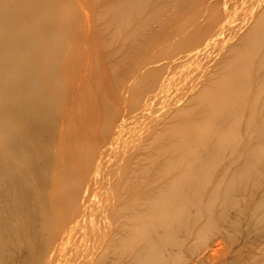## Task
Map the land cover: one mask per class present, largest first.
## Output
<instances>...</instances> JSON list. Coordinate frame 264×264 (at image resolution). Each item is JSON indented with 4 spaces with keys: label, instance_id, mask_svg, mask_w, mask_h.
<instances>
[{
    "label": "bare ground",
    "instance_id": "obj_1",
    "mask_svg": "<svg viewBox=\"0 0 264 264\" xmlns=\"http://www.w3.org/2000/svg\"><path fill=\"white\" fill-rule=\"evenodd\" d=\"M0 264H264V0H0Z\"/></svg>",
    "mask_w": 264,
    "mask_h": 264
}]
</instances>
